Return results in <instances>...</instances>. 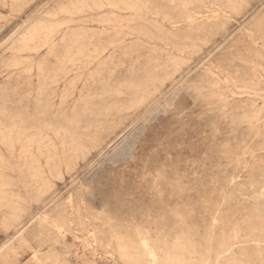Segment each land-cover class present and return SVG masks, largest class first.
I'll return each mask as SVG.
<instances>
[{"label": "rangeland", "instance_id": "1", "mask_svg": "<svg viewBox=\"0 0 264 264\" xmlns=\"http://www.w3.org/2000/svg\"><path fill=\"white\" fill-rule=\"evenodd\" d=\"M263 230L264 0H0V264H264Z\"/></svg>", "mask_w": 264, "mask_h": 264}, {"label": "bare ground", "instance_id": "2", "mask_svg": "<svg viewBox=\"0 0 264 264\" xmlns=\"http://www.w3.org/2000/svg\"><path fill=\"white\" fill-rule=\"evenodd\" d=\"M11 1V0H10ZM19 1H21V0H19ZM74 1V0H73ZM14 2V1H13ZM12 3V2H11ZM145 6V5H144ZM157 9V8H156ZM163 9V8H162ZM137 12V11H136ZM139 12V11H138ZM151 13V12H150ZM135 14V13H134ZM191 17V16H190ZM133 18V17H132ZM141 18V17H140ZM142 19V18H141ZM152 21V20H151ZM53 27V26H52ZM204 28V27H203ZM173 30V29H172ZM149 31V30H148ZM41 32H43V31H41ZM263 33V32H262ZM151 34V33H150ZM191 34V33H190ZM193 34V33H192ZM48 35V34H47ZM200 35V34H199ZM181 36V35H180ZM70 37V36H69ZM116 39V38H115ZM189 39V38H188ZM187 39V40H188ZM206 40V39H205ZM170 41V40H169ZM38 42V41H37ZM201 42V41H200ZM25 44V43H24ZM31 44V43H30ZM115 45V44H114ZM167 45V44H166ZM165 45V46H166ZM173 45V44H172ZM177 45H179V44H177ZM202 45V44H201ZM31 46V45H30ZM119 46V45H118ZM188 46V45H187ZM191 46H193V45H191ZM69 47V46H68ZM180 47V46H179ZM254 47V46H253ZM44 48V47H43ZM106 48V47H105ZM127 48V47H126ZM136 48V47H135ZM102 49V48H101ZM167 51V50H166ZM197 51V50H196ZM133 52V51H132ZM104 53V52H103ZM166 53V52H165ZM84 54V53H83ZM180 54V53H179ZM186 54V53H185ZM79 57V56H78ZM159 57V56H158ZM177 58V57H176ZM179 59V58H178ZM68 60V59H67ZM146 60V59H145ZM162 60V59H161ZM180 60V59H179ZM72 61V60H71ZM176 62V61H175ZM147 63V62H146ZM163 63V62H162ZM173 63V62H172ZM143 64V63H142ZM154 64H155V62H154ZM176 64V63H175ZM15 65H16V63H15ZM150 65H151V63H150ZM159 65V64H158ZM93 66V65H92ZM140 66V65H139ZM156 66V64L153 66V67H155ZM94 67V66H93ZM152 67V68H153ZM168 67H170V66H168ZM178 67V66H177ZM132 68H135L134 66L132 67ZM141 68H143V66L141 67ZM148 68V67H147ZM150 68V67H149ZM156 68H157V66H156ZM155 68V69H156ZM244 68H246V67H244ZM139 69V68H138ZM161 68H159V70H160ZM176 69V68H175ZM145 70V69H144ZM144 70H143V72H144ZM158 70V69H157ZM162 70V69H161ZM160 70V71H161ZM177 70V69H176ZM237 70V69H236ZM140 71V70H139ZM138 71V72H139ZM165 71V70H164ZM227 71V70H226ZM135 72V71H134ZM140 72H142V71H140ZM153 72V71H152ZM171 72V71H170ZM147 73H148V71L146 72V76H147ZM249 73V72H248ZM83 74V73H82ZM149 74V73H148ZM155 74V73H154ZM154 74H152V76L154 75ZM157 74L158 73H156V76H157ZM210 74H212V73H210ZM230 74V73H229ZM236 74V73H235ZM144 75V74H143ZM150 76H151V74H149ZM160 75V74H159ZM237 75V74H236ZM241 75V74H240ZM140 76V75H139ZM149 76V77H150ZM161 76H163V75H161ZM220 76V75H219ZM133 77V76H132ZM131 77V78H132ZM141 77V76H140ZM148 77V76H147ZM158 77V76H157ZM160 77V76H159ZM158 77V78H159ZM167 77V76H166ZM55 78V77H54ZM143 78V77H142ZM144 78H146L145 76H144ZM151 78V77H150ZM154 78V77H153ZM216 78V77H215ZM243 78V77H242ZM133 79H135V78H133ZM147 79V78H146ZM149 79V78H148ZM161 79V78H160ZM155 80H156V78H155ZM157 80H159V79H157ZM171 80V79H170ZM126 81V80H125ZM147 81V80H146ZM150 82H151V80H149ZM152 81H154V80H152ZM235 81V80H234ZM115 82V81H114ZM131 82H133V81H131ZM141 82V81H140ZM156 82V81H155ZM158 82V81H157ZM168 82V81H167ZM220 82H223V81H220ZM153 83V82H152ZM151 83V84H152ZM216 83V82H215ZM108 84V83H107ZM128 84V83H127ZM134 84V83H133ZM135 84H136V82H135ZM238 84V83H237ZM200 86V85H199ZM228 86H229V84H228ZM137 87V86H136ZM153 87V86H152ZM155 87V86H154ZM135 88V87H134ZM146 88V87H145ZM218 88V87H217ZM235 89V88H234ZM222 90V89H221ZM230 90V89H229ZM159 91V90H158ZM245 91V90H244ZM41 92V91H40ZM131 92V91H130ZM140 92V91H139ZM143 92V91H142ZM148 92H149V90H148ZM201 92V91H200ZM42 93V92H41ZM132 93V92H131ZM130 93V94H131ZM133 94V93H132ZM145 94V93H144ZM37 95V94H36ZM133 95H136V94H133ZM151 95V94H150ZM44 96V95H43ZM130 96V95H129ZM70 97V96H69ZM137 97V96H136ZM139 97V96H138ZM148 97V96H147ZM40 98V97H39ZM115 98V97H114ZM226 99V98H225ZM124 100V99H123ZM122 99L120 100V101H123ZM134 100V99H133ZM138 100V99H137ZM143 100V99H142ZM157 100V99H156ZM239 100V99H238ZM247 100V99H246ZM255 100V99H254ZM111 101V100H110ZM115 101V100H114ZM135 101V100H134ZM140 101V100H139ZM223 101V100H222ZM37 102V101H36ZM127 102H129V100L127 101ZM231 102V101H230ZM38 103V102H37ZM132 103V102H131ZM136 103V102H135ZM145 103V102H144ZM154 103V102H153ZM120 104V103H119ZM126 104V103H125ZM129 104V103H128ZM231 104V103H230ZM242 104V103H241ZM244 104V103H243ZM34 105V104H33ZM72 105V104H71ZM117 105V104H116ZM124 105V104H123ZM220 105V104H219ZM37 106V105H36ZM81 106V105H80ZM212 106V105H211ZM239 106V105H238ZM25 107V106H24ZM36 108V107H35ZM148 108V107H147ZM260 108V107H259ZM120 109V108H119ZM121 109H122V107H121ZM124 109V108H123ZM23 110V109H22ZM36 110V109H35ZM235 110V109H234ZM247 111V110H246ZM248 112V111H247ZM41 113V112H40ZM133 113V112H132ZM118 114V113H117ZM222 114H224V113H222ZM262 114V113H261ZM114 115V114H113ZM221 115V114H220ZM131 116V115H130ZM230 116V115H229ZM17 117V116H16ZM125 117V116H124ZM227 117V116H226ZM115 118V117H114ZM117 118V117H116ZM31 119H33V118H31ZM48 119V118H47ZM30 120V119H29ZM233 120V119H232ZM90 121V120H89ZM111 122V121H110ZM40 123H42V122H40ZM254 124V123H253ZM256 124V123H255ZM89 125V124H88ZM106 125H109V124H107L106 123ZM26 126V125H25ZM14 127V126H13ZM22 127V126H21ZM29 127V126H28ZM35 127V126H34ZM104 127V126H103ZM247 128V127H246ZM36 129V128H35ZM103 128L101 127V130H102ZM107 128H105V130H106ZM39 130H41V129H39ZM104 130V131H105ZM103 131V130H102ZM71 132H73V130L71 131ZM257 133V132H256ZM12 135V134H11ZM13 136V135H12ZM60 136V135H59ZM8 138H10V137H8ZM20 138H21V136H20ZM11 140V139H10ZM15 140V139H14ZM21 140V139H20ZM20 140H19V142H20ZM22 141V140H21ZM9 142V141H8ZM17 142V141H16ZM14 144V143H13ZM102 144V143H101ZM11 145H12V142H11ZM34 146H36L35 144H34ZM43 147V146H42ZM240 149V148H239ZM13 150V149H12ZM24 150V149H23ZM21 151V150H20ZM58 151V150H57ZM47 152V151H46ZM70 152V151H69ZM9 153H11V152H9ZM27 153V152H26ZM75 154V153H74ZM225 154V153H224ZM31 157V156H30ZM59 157V156H58ZM75 157V156H74ZM79 157V156H78ZM231 157V156H230ZM237 157V156H236ZM18 159V158H17ZM24 160V159H23ZM59 160V159H58ZM236 160H237V158H236ZM72 161V160H71ZM80 161V160H79ZM47 163V162H46ZM241 163V162H240ZM8 166V165H7ZM23 166V165H22ZM75 166H77V165H75ZM74 169V168H73ZM50 170H51V168H50ZM64 173V172H63ZM66 174V173H65ZM36 175V174H35ZM44 176V175H43ZM144 176V175H143ZM39 177V176H38ZM47 178V177H46ZM61 178V177H60ZM31 179V178H30ZM48 179V178H47ZM43 180V179H42ZM40 181V180H39ZM33 182V181H32ZM7 183V182H6ZM49 184H51V183H49ZM8 185V184H7ZM37 191V190H36ZM39 192V191H38ZM71 194V193H70ZM12 196V195H11ZM206 197V196H205ZM18 198V197H17ZM13 199V198H12ZM18 200V199H17ZM207 200V199H206ZM14 201H15V199H14ZM10 202V201H9ZM17 202V201H16ZM204 205V204H203ZM16 209V208H15ZM158 211V210H157ZM180 211V210H179ZM66 214V213H65ZM179 214V213H178ZM26 215V214H25ZM10 216H11V214H10ZM15 216V215H14ZM182 216V215H181ZM16 217V216H15ZM159 217V216H158ZM162 217V216H161ZM3 218V217H2ZM11 219V218H10ZM14 220V219H13ZM185 220V219H184ZM20 221V220H19ZM11 222V221H10ZM21 223V222H20ZM10 225V224H9ZM67 227V226H66ZM43 228V227H42ZM180 229V228H179ZM258 229V228H257ZM187 231V230H186ZM264 231V230H263ZM262 232V231H261ZM21 238V237H20ZM211 239V238H210ZM225 240V239H224ZM231 240V239H230ZM206 244V243H205ZM225 244V243H224ZM232 246V245H231ZM145 249V248H144ZM210 249V248H209ZM207 250V249H206ZM160 253V252H159ZM48 255V254H47ZM178 256V255H177ZM162 257V256H161ZM144 258V257H143ZM215 258V257H214ZM190 259V258H189ZM209 259V258H208ZM208 259H207V261H208ZM155 260V259H154ZM215 260V259H214ZM220 260V259H219ZM263 260V259H262ZM216 261V260H215ZM183 263V262H182ZM34 264V263H33ZM184 264V263H183Z\"/></svg>", "mask_w": 264, "mask_h": 264}, {"label": "snow or ice", "instance_id": "3", "mask_svg": "<svg viewBox=\"0 0 264 264\" xmlns=\"http://www.w3.org/2000/svg\"><path fill=\"white\" fill-rule=\"evenodd\" d=\"M101 184H103V181H101Z\"/></svg>", "mask_w": 264, "mask_h": 264}]
</instances>
